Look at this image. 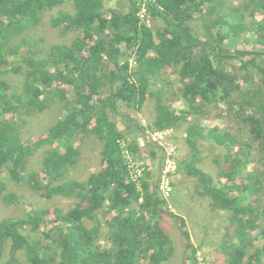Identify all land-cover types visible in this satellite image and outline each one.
<instances>
[{
	"label": "trees",
	"instance_id": "16d2710c",
	"mask_svg": "<svg viewBox=\"0 0 264 264\" xmlns=\"http://www.w3.org/2000/svg\"><path fill=\"white\" fill-rule=\"evenodd\" d=\"M65 1L0 0V198L8 205L21 201L15 190H7L3 178L8 177L34 191L33 197L72 199L69 207L32 208L21 217L0 219V264H163L173 256L160 218L169 214V201L176 202L174 179L171 196L160 195L146 169L138 190L120 144L133 131H143L120 105L135 115L149 101L151 130H182L186 136L189 152L177 169L197 181L198 194L211 198L213 209L230 213L220 244L223 264H264V0L146 1V14L162 21L155 29L140 22L141 1L130 0L128 12L120 14L104 9L102 0H71L75 11H58L50 24L77 35L42 54L35 39L21 34ZM249 33L259 45L253 52L226 45L229 38L248 40ZM24 44L31 48L23 53ZM130 57L137 62L133 66ZM10 71L23 79L15 84L2 79ZM64 86L72 88V98ZM57 98L66 101L64 114L46 136L24 143L18 114L47 111ZM178 101L184 108L175 107ZM220 103L226 117L240 124L238 134L228 125L200 124ZM117 117L134 129H119ZM90 135L102 142L99 169L79 179L86 168L79 173L82 142L76 143ZM208 143L224 149L220 157L226 164L216 179L198 165ZM145 144L131 139L127 148L141 160L154 159L158 144L151 139ZM44 145L49 148L40 170L28 171L30 156ZM85 219L94 225L87 227ZM177 219L185 261L198 264L202 245L193 244L184 219ZM256 230L263 239L255 247ZM102 238L107 247L100 245Z\"/></svg>",
	"mask_w": 264,
	"mask_h": 264
},
{
	"label": "rangeland",
	"instance_id": "374dc122",
	"mask_svg": "<svg viewBox=\"0 0 264 264\" xmlns=\"http://www.w3.org/2000/svg\"><path fill=\"white\" fill-rule=\"evenodd\" d=\"M140 2V0H137ZM152 1V0H148ZM236 1V0H233ZM103 2V8L107 10H115L116 12L120 14H125L128 12L130 8V0H102ZM146 2V1H145ZM146 6V5H145ZM64 10L68 11L70 13H73L75 11L73 3L71 0H66L62 5L56 6L53 10L50 12H44L40 18V22L36 25L35 28L29 29L28 31H25L21 35L25 37H32V39H35L38 43V47L41 49V53L44 54L49 50V47L52 44L55 43H67L70 44L71 41L75 38L77 35V32L75 30L65 32L61 27H52L50 24V19L52 16H56L58 11ZM147 11V9H146ZM110 14H108V18H110ZM140 22H145L146 26L152 25L153 29L159 28L162 26L160 19H151V17L146 14L145 18L140 17ZM199 24L200 28L202 26V21L198 19L196 24ZM80 34V33H79ZM248 40H244L242 38L237 39H231L226 42V45L231 49L237 51H251L253 52L256 50V46H259L256 38L252 34H247ZM124 44H121L123 46ZM31 48V44H24L22 46V52L24 53L27 51V49ZM244 58V57H243ZM250 58V56H247L246 59ZM244 60V59H243ZM240 60H238V63L236 62V66H239ZM240 74V72H238ZM170 75H173L172 73H169ZM5 81L10 82L11 84H15L16 82H19L18 80H22V76L17 75L16 73H13L10 71L7 73L3 78ZM172 82H175L176 78L175 75L170 77ZM238 82H241L242 85H246V82H243L242 78H238ZM56 84V85H55ZM53 86L56 88H61L57 85V83H54ZM179 84L175 82L174 88H177ZM64 88L67 90L68 95L67 98H72V88L68 86H64ZM66 101H62L57 98V100L50 104L47 111L43 112H35L32 114H18L16 117V123L19 124V130H20V137L21 140L24 143H31L33 141L38 140L39 138H42L46 136L47 130H49L50 126L56 121V118L59 117L60 113L64 114L62 111L63 106L65 105ZM154 103L153 101H149L146 106H144V113L147 112L149 116H151L154 112L153 109ZM178 110L181 108H184V103L181 101H178V104L175 106ZM220 108L215 109V113L213 115H210V117L204 116L201 119V125L205 128H210L213 125H218L220 128L224 127L225 125H228L232 127L233 133L238 134V127L239 123H236L233 118L230 116L225 115V111L223 109L225 108L224 103H220ZM120 111L126 112L136 118L139 122V126L143 129L137 131H133V133L129 134L125 138L124 147L127 149V146L130 144L131 139H137L139 142V145L141 147L146 148V140L151 139L153 142L158 144L157 148V155L156 157L150 158L148 155L144 160H141L137 156H134L132 152L131 158L136 161L139 165H143L144 170L141 178H144L145 170L148 169L153 172L155 176L156 181V187L160 189L161 180L160 179V173L163 168H169V163L166 160V154L168 156L167 152H164L163 145L165 143H170L175 147V152L173 154L176 164H175V170L169 173V175L164 179V181H168L169 176V187L170 191L168 194H165V189L158 190L160 195H164L166 197L171 196L172 191L174 190V187L176 185L175 191H177V196L175 197L176 202L173 203L169 201V204L167 206V211L169 214H163L160 218V223L162 227L166 230L167 233H169L172 244L174 247V253L173 256L163 264H190V261H185V239L183 238L181 234V229L179 226V222L177 223V218L182 217L185 221V228L190 232L191 235V241L193 244L197 247H199V244L201 243V247H199V250L197 252V255L200 257H203L204 264H223L224 262V251L222 250V247L220 246L221 242L225 239V233L227 231L226 226L229 223V214L227 211L222 209H213L211 207V198L208 196H201L197 192V186H196V180L193 177L185 175L183 171H179L177 169V165L181 160L188 154L189 147L185 143V134L181 131L174 132L171 129V131L167 130H156L153 131L149 128L150 122L153 121L154 118L149 119L148 121L146 118H143V115L141 114H131V111L128 110L125 106L123 107L120 105ZM217 111H220V113H217ZM151 114H150V113ZM23 120V121H22ZM22 121V122H21ZM116 123L119 129L125 131L126 128L134 129L130 122H123L121 118H116ZM124 126V127H122ZM183 129V128H182ZM142 131V132H141ZM166 132L163 133L162 137H159V135L154 136L155 132ZM237 131V132H236ZM162 138L161 143L158 142L159 140H156L155 138ZM82 142V150L80 154L81 158V164L80 169H78L79 173L81 172V169L86 168V173L78 176L79 179H83L86 177V175L91 171H97L99 169L100 164V150L102 148V142L97 139L94 135H90L89 138L85 137V140H78L76 143L79 146V143ZM142 142V144H140ZM121 147L122 146V140L120 142ZM208 149H206L203 153V160L199 162V166L208 174L212 175L217 178L215 175L218 174L221 169L225 166L226 163L223 162L220 156H223V147L220 145L214 144V143H208ZM49 148V146H41L40 148L36 149L34 153L29 158L28 163V171L29 170H40L42 166V158L45 153V151ZM148 148V147H147ZM162 149L164 151H162ZM162 156V157H161ZM220 160H219V159ZM215 159H218V162H215ZM125 161V160H124ZM76 170L72 172V176L76 175ZM177 170V171H176ZM128 171V170H127ZM129 173V172H128ZM172 179H174L172 188ZM4 181H6L7 190H15L20 195V202L18 204H6L2 201L0 198V219L4 217H11V218H18L23 215L24 212L32 209V208H40L45 206H61V207H69L72 204V199L64 198V197H57L51 200H45L43 197H41L39 194L37 197H33L32 190L31 192H27L25 187H22L23 185L16 183L15 181H12V179H9L8 177L3 178ZM157 188V189H158ZM173 189V190H172ZM141 190V189H140ZM142 199H140L141 201ZM50 202V203H49ZM173 214V215H170ZM101 220L103 218L100 215ZM85 225L87 227H92L94 225V222L88 219L84 220ZM105 232L108 229L106 226H102V228ZM105 234V233H104ZM256 235V236H255ZM37 237H40V233L38 232L36 234ZM254 241L255 243L253 246H257L262 243V235L260 234V231L256 230L253 232ZM104 239V238H102ZM253 241V242H254ZM109 242H107L105 239L100 240V245L102 247H107ZM7 253V251H6ZM198 258V256H197ZM147 263V262H146ZM199 264V263H198Z\"/></svg>",
	"mask_w": 264,
	"mask_h": 264
},
{
	"label": "built area",
	"instance_id": "2783aa9c",
	"mask_svg": "<svg viewBox=\"0 0 264 264\" xmlns=\"http://www.w3.org/2000/svg\"><path fill=\"white\" fill-rule=\"evenodd\" d=\"M142 3L140 5V9L138 10V17L140 18H145L146 16V8H145V1H148V0H140ZM129 63H130V66H133L135 63H137L133 57H130L129 58ZM167 131H171V130H167ZM163 133L165 134L166 132H155L154 133V136H157L159 135V137H162ZM155 138V137H154ZM156 139V138H155ZM161 139L162 138H157L156 140H159L158 142L161 143ZM124 142H122V148H123V157H124V160H125V163L127 165V170H128V174H129V178H130V182L134 183L137 187L138 190L141 189V177H142V174H143V170H144V167L143 165H139L138 163H136V161H134L132 158H131V155L132 153H130L131 151L127 148L124 147ZM164 147V152H167L168 153V156L166 154V160L168 161L169 163V168H163L161 170V173H160V179L161 180V185L159 186L160 189H165V194H168V192L170 191V187H169V179H170V176H169V179L168 181H164V179H166V177L169 175L170 172H172L173 170H175V164H176V161H175V158L173 156L174 152H175V147L173 145H171L170 143H165L163 145ZM130 151V152H129ZM198 263L199 264H204V261H203V257H200L198 255Z\"/></svg>",
	"mask_w": 264,
	"mask_h": 264
},
{
	"label": "crops",
	"instance_id": "0c3cea01",
	"mask_svg": "<svg viewBox=\"0 0 264 264\" xmlns=\"http://www.w3.org/2000/svg\"><path fill=\"white\" fill-rule=\"evenodd\" d=\"M144 110V109H143ZM142 110V112L140 113L141 115H143V118H146L148 121H150L149 119H152V118H154V114H152L151 116H149L148 114H147V112L146 113H144V111ZM150 113V112H149ZM151 114V113H150ZM123 121V120H122ZM124 122V121H123ZM122 127H124V126H122ZM140 144H142V142L140 143ZM95 172V171H94Z\"/></svg>",
	"mask_w": 264,
	"mask_h": 264
},
{
	"label": "water",
	"instance_id": "95a60500",
	"mask_svg": "<svg viewBox=\"0 0 264 264\" xmlns=\"http://www.w3.org/2000/svg\"><path fill=\"white\" fill-rule=\"evenodd\" d=\"M162 157V156H161Z\"/></svg>",
	"mask_w": 264,
	"mask_h": 264
}]
</instances>
